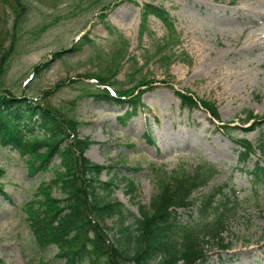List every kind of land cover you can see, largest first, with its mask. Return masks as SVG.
<instances>
[{
  "label": "rangeland",
  "instance_id": "obj_1",
  "mask_svg": "<svg viewBox=\"0 0 264 264\" xmlns=\"http://www.w3.org/2000/svg\"><path fill=\"white\" fill-rule=\"evenodd\" d=\"M143 2L168 11L176 37H168L163 21L153 15L141 33ZM9 3L23 14L1 88L50 103L80 121L79 135L95 141L85 154L135 180L132 194L124 182L114 191L135 212L157 190V170L168 176L200 161L213 163L218 172L211 185L235 192L238 207L223 233L229 248L210 246L207 264H264V187L254 192L247 171L251 162L238 161L237 144L219 129L227 122L248 127L252 119H245L246 111L264 113V0H20L21 7L0 0L1 22L8 21L11 30L16 12ZM81 35L91 42L63 56L54 54ZM9 44L10 39L4 47ZM99 74L110 76L112 90L144 81L139 87L143 105L125 122L118 117L124 106L89 94ZM175 90L213 102L219 118L202 107H182ZM257 123L244 133L253 143L264 137V119ZM231 133L241 136L243 131ZM0 168L8 194L0 192V264H62L54 246L36 245L22 208L52 172L29 176L24 157L1 144ZM178 213L183 220L197 216L195 206ZM105 224L112 238L116 217Z\"/></svg>",
  "mask_w": 264,
  "mask_h": 264
},
{
  "label": "trees",
  "instance_id": "obj_2",
  "mask_svg": "<svg viewBox=\"0 0 264 264\" xmlns=\"http://www.w3.org/2000/svg\"><path fill=\"white\" fill-rule=\"evenodd\" d=\"M13 1L20 3V0ZM9 5L16 14L12 32L5 26L8 21L3 23L0 17V76L12 53L15 32L23 14L21 9L15 10L14 4ZM151 15L163 21L168 37L177 36L168 11L161 4L152 2H143L140 6L141 33ZM81 37L69 48L54 54L63 56L91 42L90 38L83 36L81 40ZM8 39L10 44L5 48ZM113 63L116 67L119 64L116 59ZM93 77L99 84L94 85L89 94L96 100L124 106L123 113L118 116L122 122L143 105L141 93L144 89L139 87L144 81L129 88L112 90L109 89L110 76ZM175 92L182 107H202L212 118H219L213 102L193 93ZM244 114L245 119H252L248 127L227 122L220 124L219 129L237 144L238 161L243 165L251 162L247 171L256 193L264 187V137L260 135L253 143L244 133L247 128L257 126V122L264 119V113L259 116L246 111ZM79 125L80 121L73 115L50 103L25 93L16 94L0 85V144L11 146L24 157L29 176L52 172L50 180H41L33 197L22 206L38 247L54 246L62 264H207L210 246L229 248L230 241H225L223 233L228 229L238 200L235 192L227 194L224 191L225 185H211L218 172L213 163L200 161L191 168L180 167L168 176L162 169L157 170V190L147 204H138L135 212L114 196L120 182H124L126 192L132 194L137 188L135 180L114 171L112 164L89 158L85 151L95 141L89 135H79ZM236 128L242 129L241 136L231 135ZM146 132L149 135L148 127ZM56 158L60 160L58 163ZM102 173L107 177L103 178ZM54 189L59 193L54 194ZM200 189L205 190L194 195ZM0 192L8 196L1 183ZM191 206H195L197 216L181 219L178 210ZM113 217L117 219V233L111 238L105 220Z\"/></svg>",
  "mask_w": 264,
  "mask_h": 264
},
{
  "label": "bare ground",
  "instance_id": "obj_3",
  "mask_svg": "<svg viewBox=\"0 0 264 264\" xmlns=\"http://www.w3.org/2000/svg\"><path fill=\"white\" fill-rule=\"evenodd\" d=\"M258 2H259V1H258ZM263 5H264V4H263ZM260 6H261V4H260ZM260 6H259V7H260ZM262 9H263V8H262ZM254 40H255V39H254ZM165 141H166V139H165ZM172 145H173V144H172Z\"/></svg>",
  "mask_w": 264,
  "mask_h": 264
}]
</instances>
